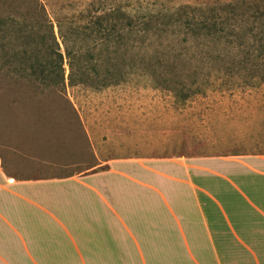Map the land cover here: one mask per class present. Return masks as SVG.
Here are the masks:
<instances>
[{"label": "rangeland", "instance_id": "1", "mask_svg": "<svg viewBox=\"0 0 264 264\" xmlns=\"http://www.w3.org/2000/svg\"><path fill=\"white\" fill-rule=\"evenodd\" d=\"M233 1L45 0L50 11L68 14L87 8L98 14L119 7L135 25L142 23L144 34L128 29L120 70L104 75L102 61L100 79L108 76L113 83L100 87L58 84L60 70L52 69L58 60L40 52L39 43L31 47L34 51L13 57L11 47L18 52L31 48L12 41L18 34L9 28V18L27 19L33 5L29 0H0V151L7 169L42 176L57 167L93 165L98 155L264 153V81L252 78L249 70L230 78L210 75L213 69L202 64L201 49L216 51L222 45L200 47L185 29L157 20L185 5L216 9L208 15L226 17L223 7ZM190 11L196 20L203 15ZM186 38L183 50L180 42ZM179 52L187 56L181 59ZM44 61L51 68L45 81L40 74L32 76L30 69L34 64L40 73ZM68 78L66 65L67 82Z\"/></svg>", "mask_w": 264, "mask_h": 264}, {"label": "crops", "instance_id": "2", "mask_svg": "<svg viewBox=\"0 0 264 264\" xmlns=\"http://www.w3.org/2000/svg\"><path fill=\"white\" fill-rule=\"evenodd\" d=\"M70 169L26 176L0 151V264H264V153Z\"/></svg>", "mask_w": 264, "mask_h": 264}, {"label": "trees", "instance_id": "3", "mask_svg": "<svg viewBox=\"0 0 264 264\" xmlns=\"http://www.w3.org/2000/svg\"><path fill=\"white\" fill-rule=\"evenodd\" d=\"M29 1L33 7L28 12L27 19L20 21L18 17L9 18V28L18 34L12 41H20L30 48L39 43L40 52L56 58L58 64L53 65L52 69L60 70L58 84L61 85L109 86L113 81L108 76H113V72L122 68L124 38L128 31L144 34L142 23L135 25L133 17L119 7L112 6L98 14L92 13L88 8L68 14L50 11L45 0ZM246 2L234 0L224 5L226 17L208 15V12H216V9L185 5L175 13L160 14L157 16L159 19L153 18L158 21L167 20L166 27L175 25L179 30L185 29V35L195 39L200 47H208L212 43L222 45L216 51L201 49L202 64L206 63V66L213 69L210 75L222 74L223 77L230 78L235 73L249 70L252 78L264 81V0ZM192 9L203 15L196 20L197 15L190 11ZM141 18L145 19L146 15L143 14ZM187 42V38L180 42L183 50ZM10 49L13 57L19 53L34 51L32 48L21 52L15 47ZM177 54L181 59L187 56L184 52ZM27 59L31 60L32 57L29 55ZM102 61L106 68L104 75H108L104 79H100ZM66 65L69 69L68 82L65 79ZM134 66L130 65V68ZM40 67L41 72L38 73L36 65H30L32 76L40 74L45 81L47 76L44 74L50 71V65L48 61H44L40 63Z\"/></svg>", "mask_w": 264, "mask_h": 264}]
</instances>
